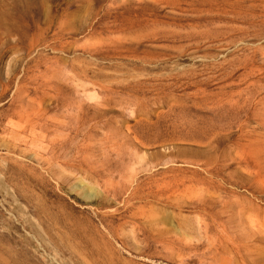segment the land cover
<instances>
[{
  "label": "rangeland",
  "instance_id": "rangeland-1",
  "mask_svg": "<svg viewBox=\"0 0 264 264\" xmlns=\"http://www.w3.org/2000/svg\"><path fill=\"white\" fill-rule=\"evenodd\" d=\"M16 263L264 264V0H0Z\"/></svg>",
  "mask_w": 264,
  "mask_h": 264
},
{
  "label": "bare ground",
  "instance_id": "bare-ground-1",
  "mask_svg": "<svg viewBox=\"0 0 264 264\" xmlns=\"http://www.w3.org/2000/svg\"><path fill=\"white\" fill-rule=\"evenodd\" d=\"M33 211V210H32ZM39 218H40V216H39ZM41 222V221H40ZM43 228V227H42ZM17 264V263H16Z\"/></svg>",
  "mask_w": 264,
  "mask_h": 264
}]
</instances>
